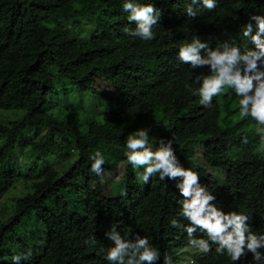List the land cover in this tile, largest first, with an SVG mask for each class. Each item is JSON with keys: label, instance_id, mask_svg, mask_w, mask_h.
<instances>
[{"label": "trees", "instance_id": "trees-1", "mask_svg": "<svg viewBox=\"0 0 264 264\" xmlns=\"http://www.w3.org/2000/svg\"><path fill=\"white\" fill-rule=\"evenodd\" d=\"M124 2L126 0H0V110L21 114L9 125L0 123V139L3 140L0 144V197L14 183L10 177L11 155L27 145L25 130L36 134L46 126L52 133L56 131L69 138L76 148L101 152L106 161L103 177L114 169L110 158L128 151L126 143L117 144L106 138L103 122L93 114L54 102V96L65 86L92 109L95 101L113 115H121L133 107L132 134L141 128L147 129L153 151L159 148L160 140L170 139L163 128L180 132L183 122L203 117L206 134L188 138L183 144L173 143L180 165L199 173L201 185L216 196L218 208L221 190L227 186L224 180L216 181V176L234 170L245 184L243 195L234 188L227 189L237 207L235 211L248 215L252 230L258 235L264 234V153L259 152L260 147L255 149L262 140L260 127H248L255 121L240 115L239 98L231 90L214 97L213 106L205 108L198 96L173 81L191 68L179 61L178 53L181 46L194 38L213 50L225 41L242 52L253 48L243 32L251 23L255 34L257 25L250 17H264V0H217V7L212 11L202 4L192 5L191 0H135L142 5L153 4L160 12L158 24L153 28V41L164 60L161 70L168 80L143 93L134 105L111 102L94 89L96 81H101L117 94L127 96L131 88L123 76L130 71L142 74L146 70L141 51L143 40L126 31L135 30L137 25L129 22L128 13L122 10ZM189 6L197 12L194 18L186 13ZM73 20H81L89 26L85 34L66 27V23ZM205 54L201 52L202 56ZM244 137L247 143L242 142ZM198 139L201 143L194 145L193 141ZM223 143H230L236 149L229 152L221 147ZM199 145L201 150L195 152L194 148ZM53 160L47 156L37 158L29 176L42 180L33 183L31 192L15 201L7 219H0V264H13L14 255L27 254L29 250L31 256L21 264H47V242L39 238V233L52 229L42 212H52L55 218L64 219L83 216L88 194L72 178L77 162L73 159L58 172L50 166ZM142 173L143 168L126 172L135 177L141 195L122 237L131 238L136 233L147 237L161 253L158 264H164L165 254L171 256L173 264H180V254H189L187 250L195 249L190 247L189 237L183 230L189 223L178 215L182 200L176 188L179 179L161 181L157 175L145 184L139 179ZM120 182L110 187L111 201L127 194L126 180ZM95 198L98 206L101 205L102 199ZM174 218L182 227L170 226ZM194 238L207 239L199 232ZM215 247L213 245L207 255L199 251L193 255L202 257L201 264H232L230 258L217 256ZM240 264H253L252 254Z\"/></svg>", "mask_w": 264, "mask_h": 264}, {"label": "clouds", "instance_id": "clouds-1", "mask_svg": "<svg viewBox=\"0 0 264 264\" xmlns=\"http://www.w3.org/2000/svg\"><path fill=\"white\" fill-rule=\"evenodd\" d=\"M192 5L202 4L209 11L217 7V0H191ZM122 10L128 13L129 22H135L137 27L128 34L138 37L143 41L155 39L153 28L158 24L160 12L153 4L142 5L135 0H126ZM189 17H195L197 12L192 6L186 9ZM257 28L253 34L252 24L245 26L243 35L248 38L253 48L244 49L230 45L227 41L218 44L216 48L209 49L206 43L199 38H194L179 48L178 59L189 64L192 69L208 68V75H199L195 83L199 87L192 89L186 84L185 88L194 96L200 98V104L205 108L213 106V98L231 90L239 98V112L242 117H250L260 127L261 138L264 139V17L251 16ZM204 51L206 54L201 55ZM150 135L147 129L141 128L129 135L126 141L125 153L127 163L132 168H143L139 179L147 184L151 178L159 176L161 181L177 180L176 188L179 189L181 210L178 213L189 223L183 230L189 237L191 248L207 255L216 245L217 256L230 258L232 264H240L249 253L252 254L253 264H264V234L255 233L250 227L249 216L236 211L225 213L216 206V196L200 183L199 173L180 165L175 154L173 143L176 138L160 140V146L153 151L149 143ZM247 143V137L243 138ZM92 163L90 172L103 177L105 157L97 151L90 157ZM126 195V193H123ZM170 226L180 228L182 225L177 219L170 221ZM197 232L206 236L194 238ZM113 246L107 249L106 260L109 264H158L161 253L154 248L147 237L138 233L131 238L122 237L115 228L107 234ZM95 247L97 239L90 237L84 242ZM31 256L18 254L12 257L13 264H21ZM164 264H173L171 256L165 254Z\"/></svg>", "mask_w": 264, "mask_h": 264}, {"label": "rangeland", "instance_id": "rangeland-1", "mask_svg": "<svg viewBox=\"0 0 264 264\" xmlns=\"http://www.w3.org/2000/svg\"><path fill=\"white\" fill-rule=\"evenodd\" d=\"M79 26L76 27V24ZM66 27L74 32L85 34L89 26L83 24L81 20H73L66 23ZM141 51L143 52V62L145 64V72L142 74L130 71L123 76V79L128 82L131 92L127 96L117 94L113 88L101 81H96L94 85L95 92L106 97L111 102H129L133 105L137 103L140 96L151 88L160 85L168 80L167 75L162 72L161 66L164 60L157 52L154 41H142ZM169 55V54H167ZM208 71L204 68H190L186 74L179 78L173 79L180 86L186 84L199 87L195 83V78L199 75H205ZM57 81V80H56ZM58 87V83H57ZM64 86V90L54 96V102L59 106L67 105L79 112L93 114V117L103 122L106 129V138L117 144H124L129 135L133 132V107L127 109L121 115H113L106 111L99 103L94 102L95 108L92 109L81 101L75 93H72ZM20 113L14 110H0V123L9 125L20 117ZM224 116L219 117V122ZM251 129H256V123L248 124ZM167 133V137L176 138V143H184L188 138L200 134H206V123L203 117L193 122H183L181 131H169L163 128ZM167 130V131H166ZM28 136L27 145L21 150H14L11 155V179L14 181L11 188L0 197V219L4 220L10 216V208L16 200L31 192V185L35 182H40L41 179H34L29 176L32 165H35L38 157H53L51 168L61 172L63 166L71 163L73 159L77 162L72 171V178L75 182L81 184L88 194L87 206L82 217L73 215L68 219L55 218L52 212H42V216L49 220L51 231L45 230L39 233V238L47 242L46 255L47 264H102L106 261L107 249L113 246V243L107 237V233L115 228L121 236L123 231L128 226L132 217L133 208L138 202L141 193L137 187L135 177L127 175L126 172H134L133 168H129L127 157L125 154L121 156H113L110 159L113 171L106 173L104 177L96 176L90 172L91 159L90 157L96 152L95 149L89 150L79 149L74 146L73 141L67 137H63L51 128L44 127L38 133L33 134L32 131L25 130ZM197 139V138H196ZM0 139V144L2 143ZM196 145L201 141L194 140ZM196 147V146H195ZM221 147L232 152L236 149L230 143L222 144ZM261 148L260 153H264V139L259 144L255 145V149ZM201 150L200 145L194 148L195 152ZM78 156H77V155ZM197 162L196 160L194 161ZM125 179L127 183V194L124 198H119L111 201L110 187L112 183L122 182ZM224 180L227 187L221 190L220 208L225 211H235L227 189L234 188L240 195H243L245 184L239 178L238 174L231 170L226 175L219 174L216 176V181ZM120 182V183H121ZM115 196V195H114ZM102 199V204L98 206L96 198ZM36 217L35 215H32ZM26 222V220H25ZM39 230H41L39 228ZM90 237L97 239L95 247L86 245L84 242ZM189 254L182 252L178 261L180 264H201L202 257L193 255L198 250H187ZM181 253V252H180Z\"/></svg>", "mask_w": 264, "mask_h": 264}]
</instances>
